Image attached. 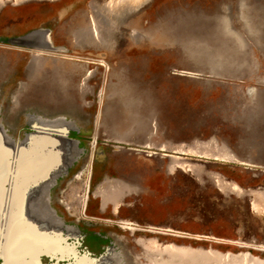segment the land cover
<instances>
[{
  "label": "rangeland",
  "instance_id": "obj_1",
  "mask_svg": "<svg viewBox=\"0 0 264 264\" xmlns=\"http://www.w3.org/2000/svg\"><path fill=\"white\" fill-rule=\"evenodd\" d=\"M111 1L0 0V132L10 147L0 165L34 146L50 161L64 141L44 164L57 181L82 203L107 178L118 204L102 211L94 198L95 215L46 217L53 224L20 215L9 231L23 175L14 169L0 196V264L16 241L40 253L13 258L20 264L264 263V0L130 2L115 38L99 44L93 6ZM39 29L49 49L14 43Z\"/></svg>",
  "mask_w": 264,
  "mask_h": 264
},
{
  "label": "crops",
  "instance_id": "obj_2",
  "mask_svg": "<svg viewBox=\"0 0 264 264\" xmlns=\"http://www.w3.org/2000/svg\"><path fill=\"white\" fill-rule=\"evenodd\" d=\"M0 132V136H1ZM2 161V160H0ZM8 160L2 161L3 163ZM44 161H31L29 164H27L26 172L27 175L21 180L17 187L16 191L18 192V196H23L24 201H19L16 204V207L18 208H25L24 214L27 217H30V220H28L31 224H38L43 225L47 222L50 224H53L57 222L55 218H52L50 220H47L46 217H49V215L54 216H60L67 214H81L84 212L86 215L93 216L94 210L97 208L95 207L96 201H94V198L99 197V206L100 209L104 208V210L108 207V204L110 206L113 205V201H115V206L112 207L111 211L114 213V207L115 210L118 207L117 200L111 199V197H108L105 195V191H107V185L108 188H110L111 184L110 181L106 178L103 179L101 184L99 185V189H102L100 193H97L95 190H90L89 193L86 191L85 197L81 203L80 196L74 195L75 189L70 188V183L68 182H62L57 181V176H52L51 179L49 177L51 176L50 173H53L52 175H55V167H48V165H43ZM22 166L20 163H9L0 165V174L3 175L4 180L3 185H6V181L8 183H11V180L8 179L7 175L10 177L13 175V170L20 169ZM53 168V170H52ZM17 171V170H16ZM84 174L87 175L88 180V186L90 187V176L91 171L85 172V169L83 170ZM82 170L79 171L78 176L81 175L83 172ZM10 173V174H7ZM57 173V172H56ZM1 176V175H0ZM68 183V184H67ZM117 184V183H116ZM69 186V187H68ZM72 190V199H67L65 197V193ZM116 189V187H115ZM5 186L1 187L0 196L3 197L5 193ZM104 191V193H103ZM17 198V197H16ZM18 200V199H17ZM102 210V209H101ZM19 211V214L21 215V211ZM103 211V210H102ZM118 213V211H115ZM2 212H0L1 214ZM95 215V214H94ZM21 230H44L43 228H25Z\"/></svg>",
  "mask_w": 264,
  "mask_h": 264
},
{
  "label": "bare ground",
  "instance_id": "obj_3",
  "mask_svg": "<svg viewBox=\"0 0 264 264\" xmlns=\"http://www.w3.org/2000/svg\"><path fill=\"white\" fill-rule=\"evenodd\" d=\"M138 1L139 0H115L116 3L111 1L100 7H97L96 5L93 6V10H94L93 12L95 13V15H97V17L96 19H93L90 22L91 24L90 26H91L92 35L96 39L97 43L106 44L107 41L113 40V38H115L114 37L115 35L113 36L112 30L114 29V27H116L117 29V27L120 26L122 22H124V17L127 14V11H130V10L132 11L134 6L131 5L130 2H132L133 4L135 2L137 3ZM113 32L115 31L113 30ZM122 34L123 32L121 30V33H119L118 35H122ZM84 35H88L87 30L84 33H82L81 31L79 32L76 31V33L74 32L75 40L77 41V43L80 44L82 41H84L87 38V37H84ZM141 35H142L141 30H138L137 28H133L132 32H130L129 34V36H131L132 38L140 37ZM21 40H23V42H25L26 44L36 45L38 46L39 49L47 50L50 48V45H49L50 42L48 41V36L44 29H39L38 31L28 32L27 36ZM7 150L9 151L10 147L7 145L5 138L1 135L0 136V151L5 152ZM17 156L19 158L18 163H20L22 166L20 169H17V171L23 172V175L22 174L19 175L21 176L19 181H21V179L27 175L25 166L29 164L31 161H44L43 162V165H44L48 162L53 163V161L56 160V157L60 158L58 155V156H54V159H51L50 161L49 159L38 160L37 158L40 159V157L35 148L33 149L31 153H30V150H28L27 148H23L17 153ZM5 158L7 157H4L2 161L7 160ZM0 175H1L0 176V191H1V187L4 186L3 181L6 179H4L2 174ZM7 178H9V176ZM9 184L10 183L6 181L5 188L6 187L8 188ZM19 201H24L23 196L16 195L15 197L12 198L10 204L8 205V208L10 210L8 220L11 222L10 227H8L9 231H12V230L19 231V229H17V227L14 226L12 223L13 220H16L17 217L20 216L18 210L21 211L22 216H26L23 213L25 208L16 207V204ZM15 244H16V248L14 250L12 249L10 242L4 246L6 251L3 252V254L6 258V262H5L6 264H20L21 260L13 261V258L15 257H19L23 259L25 256H30L32 258H35L34 254H36L35 252L36 250L32 249L29 243L27 242L18 243V241H16ZM28 247H30L33 251ZM256 264H264V263H256Z\"/></svg>",
  "mask_w": 264,
  "mask_h": 264
},
{
  "label": "water",
  "instance_id": "obj_4",
  "mask_svg": "<svg viewBox=\"0 0 264 264\" xmlns=\"http://www.w3.org/2000/svg\"><path fill=\"white\" fill-rule=\"evenodd\" d=\"M27 36V34L26 35H24L23 37H20V38H17V40H15L14 41V43H17L18 45H26L27 47H30V48H32V49H36V48H38V46H36V45H31V44H26L25 42H23V40H21V39H24V37H26ZM21 40V41H20ZM27 136H29V135H27ZM30 138H26V141L24 142V144H31V145H35L36 144V140L34 139L35 138V136L34 135H31V136H29ZM47 139V138H46ZM49 140H51V138H49ZM52 141H54L53 140V138H52ZM55 142V141H54ZM63 144L65 143L64 141L62 142ZM62 144V146H60L59 145V147H56V146H58V143H54L53 144V146L54 147H52V148H50L49 150H53L54 148H58V152L56 153V156H58L59 155V153H61V150H64L65 148H67V147H69V144L67 145V146H65V145H63ZM71 146H72V144H70ZM19 146V145H18ZM16 148H17V146H15ZM36 146H34V147H32L31 149H29L30 150V153L33 151V149L35 148ZM20 148V147H19ZM61 149V150H60ZM19 150H21V148L19 149ZM56 150V149H55ZM54 151V150H53ZM52 166H54V164L52 165H50V167H52ZM58 174V173H57ZM57 174H55V175H52L53 177L54 176H56ZM52 176H50L49 177V179H51V177ZM49 216H53V217H55L54 215H49ZM40 253H38L37 252V254L35 255V257H37L38 255H39Z\"/></svg>",
  "mask_w": 264,
  "mask_h": 264
}]
</instances>
